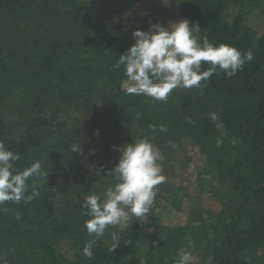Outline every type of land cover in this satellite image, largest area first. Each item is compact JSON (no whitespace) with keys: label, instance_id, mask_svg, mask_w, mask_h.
I'll list each match as a JSON object with an SVG mask.
<instances>
[{"label":"trees","instance_id":"trees-1","mask_svg":"<svg viewBox=\"0 0 264 264\" xmlns=\"http://www.w3.org/2000/svg\"><path fill=\"white\" fill-rule=\"evenodd\" d=\"M172 3L180 20L199 26L198 40L251 50L252 61L230 78L217 68L199 88L178 87L165 101L129 95L115 64L144 26H125L123 8L104 0H0V142L20 155L17 169L40 161L47 173L28 179L26 195L39 193L30 203L0 205V264H177L184 248L209 264H264V33L244 23L264 0ZM207 67L202 62L201 71ZM137 138L181 165L203 158L220 208L210 221L191 214L183 225L162 224L155 213L183 214L182 186L164 182L146 219L133 217L123 231L109 226L86 257L93 237L84 199H103L118 182L106 175L119 160L115 149ZM113 232L120 242L112 251Z\"/></svg>","mask_w":264,"mask_h":264},{"label":"clouds","instance_id":"clouds-1","mask_svg":"<svg viewBox=\"0 0 264 264\" xmlns=\"http://www.w3.org/2000/svg\"><path fill=\"white\" fill-rule=\"evenodd\" d=\"M200 31L199 26L188 19L167 26L152 24L147 31H133L134 43L115 64L118 69L124 68L126 94L165 101L178 87L199 88L202 81L216 74L217 68L230 78L245 63L252 61L251 50L242 53L227 44L216 46L207 37L198 40ZM202 62L207 63V70L201 71ZM209 115L210 119H217L215 113ZM151 127L153 131L157 130L155 126ZM159 131L166 129L161 125ZM221 143L218 140L217 146ZM72 150L81 152L79 145H74ZM115 150L120 153L116 165L110 171L101 167L96 174L99 176L101 171H106V175L114 176L118 182L105 189L103 199L100 195H88L82 205L83 214L90 217L85 221V228L93 237L82 250L89 258L93 256V246L104 237L109 226H119L123 231L133 217L146 219L157 195L156 186L166 181L161 163L164 156L147 138H137ZM19 160L18 153L6 149L0 142V205L21 201L27 204L39 195L35 191L26 195L27 181L32 176L45 177L47 173L43 172L40 161L19 170L15 167ZM111 240L113 251L119 247V233L113 232ZM191 261V253L185 251L180 254L177 264H191Z\"/></svg>","mask_w":264,"mask_h":264},{"label":"rangeland","instance_id":"rangeland-1","mask_svg":"<svg viewBox=\"0 0 264 264\" xmlns=\"http://www.w3.org/2000/svg\"><path fill=\"white\" fill-rule=\"evenodd\" d=\"M85 0H81L83 3ZM173 0H104L105 6L113 4L114 7L121 9L120 20L121 22L130 28H136L143 24L141 31H147L152 24L159 23L162 26H167L169 23L180 21L179 11L177 13L176 7L172 3ZM261 6V5H258ZM264 5L262 7H256L250 10L244 20L245 25L249 26L253 33L258 37L264 33ZM235 12H231L233 15ZM99 113V112H98ZM162 153V152H161ZM192 163L187 164L183 161L182 165L179 161H173L171 158L161 162L163 167V175L166 177L165 182H171L174 187L182 186L183 191H180V196L183 199L182 211L183 214H176L174 211L165 213H155L156 219L161 220L162 224L183 225L188 220H193L194 217L191 214H198L203 219H208L220 208L219 204V192L218 185L215 181L210 182L209 177L204 176L203 166L205 160L199 155H192ZM193 165V166H192ZM174 172L175 175H171ZM163 184L156 186L158 192L163 187ZM210 211V212H209ZM209 212V213H207ZM163 215V216H162ZM199 225V223H197ZM152 237L154 235L153 230L149 231ZM67 248H60V252L65 257L68 256ZM186 251V248L183 250ZM187 252V251H186ZM138 252H134L137 254ZM201 254V253H200ZM195 254L192 257L191 264H209L205 259V256Z\"/></svg>","mask_w":264,"mask_h":264}]
</instances>
